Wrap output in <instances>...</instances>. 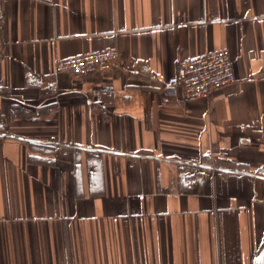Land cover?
I'll use <instances>...</instances> for the list:
<instances>
[{
	"label": "crops",
	"instance_id": "crops-1",
	"mask_svg": "<svg viewBox=\"0 0 264 264\" xmlns=\"http://www.w3.org/2000/svg\"><path fill=\"white\" fill-rule=\"evenodd\" d=\"M0 264H264V0H0Z\"/></svg>",
	"mask_w": 264,
	"mask_h": 264
},
{
	"label": "built area",
	"instance_id": "built-area-1",
	"mask_svg": "<svg viewBox=\"0 0 264 264\" xmlns=\"http://www.w3.org/2000/svg\"><path fill=\"white\" fill-rule=\"evenodd\" d=\"M119 53L116 50H100L83 53L57 62L56 74L84 76L111 70ZM231 55L226 50H217L187 61L178 69V80L167 86L180 89L188 100L207 97L213 91L236 82Z\"/></svg>",
	"mask_w": 264,
	"mask_h": 264
}]
</instances>
